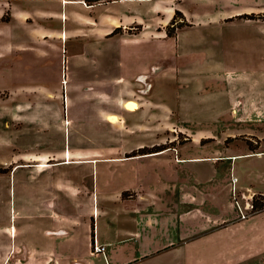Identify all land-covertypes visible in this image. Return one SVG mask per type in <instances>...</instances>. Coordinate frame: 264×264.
Returning <instances> with one entry per match:
<instances>
[{
    "label": "rangeland",
    "instance_id": "obj_1",
    "mask_svg": "<svg viewBox=\"0 0 264 264\" xmlns=\"http://www.w3.org/2000/svg\"><path fill=\"white\" fill-rule=\"evenodd\" d=\"M63 1L14 0L12 5L13 9L29 11L32 21L15 18L6 25L17 36L11 37L15 47L11 52L5 53L2 37L0 40V168L64 160L67 144L72 154L99 160L94 167L58 165L41 173L39 180L49 174L52 187L49 183L47 193H54L57 210L63 212L64 205L78 206V198L54 183L81 176L91 193L84 194L86 203L92 202L93 191L96 207L102 211L96 226L114 230L116 239L121 233L134 231L139 216L148 215L150 225L141 228L144 239L133 237L131 232L129 240H118L105 248L117 260L132 261L135 254L146 252L145 248L165 247L166 240L184 241L192 236L189 242L203 240L200 252H209L210 261L213 255L210 264H264V209L254 210L252 202L253 197L264 196V42L260 43L261 66L259 57L257 69L253 61L238 60L235 66L245 73H237L238 80L228 85V90L218 88L211 69L229 61L189 50L196 46V37L209 35L195 24L208 3L231 6L238 12L264 5V0H108L91 5L73 1L61 6ZM171 7L174 11L184 9L194 25L182 29L174 26L173 36L177 34L178 40H172L169 49L170 40L157 37H166L167 26L181 20L178 16L176 22L171 21ZM46 8L64 12L63 19L44 20L41 13ZM253 14L263 26L264 10ZM10 18L8 8L1 20ZM112 19L121 23L110 25ZM251 25L255 23L250 24L252 31ZM43 27L61 30V39L44 41L46 34H38ZM116 27L122 29L113 33ZM237 34L245 36L240 29ZM251 54L253 58L254 52ZM201 70L204 73L200 74ZM196 75L205 76V80L200 84L184 81L186 76ZM67 79L70 85L79 82L90 86L73 91L66 113L62 104L52 105L58 102L54 99L45 107L44 121L39 119L36 88L51 86L53 91L44 90V95L57 98L61 87L64 94L62 82ZM127 96L136 108L123 106L121 98ZM182 102L187 105L181 106ZM246 141L256 146L251 148ZM157 145L166 152L137 161L129 156L141 147ZM84 147L90 151L83 153ZM178 157L184 160L178 161ZM137 162L141 164L137 170L152 190L147 194L136 185L133 165ZM21 173H16L11 198L8 187L5 189L3 214L10 199L13 212L22 206L18 185ZM141 194L150 196V202L144 198L142 203L150 206L131 213L128 210L132 208L125 206H134L136 202L130 200ZM23 221L17 217L15 223L20 226ZM191 231L199 233L190 235ZM205 243H209L208 249H203ZM139 246L142 249L138 250ZM190 248L182 249L184 258L188 251L195 253V247ZM174 251L171 248L130 264H152L149 259H154V264H178ZM82 264L89 262L84 259Z\"/></svg>",
    "mask_w": 264,
    "mask_h": 264
},
{
    "label": "crops",
    "instance_id": "obj_2",
    "mask_svg": "<svg viewBox=\"0 0 264 264\" xmlns=\"http://www.w3.org/2000/svg\"><path fill=\"white\" fill-rule=\"evenodd\" d=\"M73 1L83 2V0H67V1L64 0L61 3V6H66L68 4L70 5L72 4ZM13 3L14 0H0V23H5L2 24L4 25V32H3V36L0 35V40L2 37L5 53L7 51L11 52L15 48L14 42L12 41L11 37H17L13 35L10 31H8L6 25L9 24L10 21H14L15 18L19 19L22 22L32 21L31 13L29 11L13 9L12 8ZM216 3L217 2H210L208 3L209 5L206 8L202 7L201 17L197 19V22L195 24L197 26L201 25L204 30L209 32V35L204 37H196L194 39V41L196 42V46L194 48H190L189 50L192 51L193 49L194 52H196L198 55L201 56H207L209 54L212 57L224 58L226 59L225 62L229 61L227 64L221 67L215 66L214 68L211 69V74L214 77V81L218 83L217 85L218 88H225L226 90H228L229 89L227 88L228 85L238 80L236 79L239 77L237 73H243V72L245 73V70L239 71L238 70L239 68H237L234 63H238V60L240 59L249 61L250 63L251 61H253L256 67L255 69H257L258 66L257 57H259V65L261 66L262 64V60H261L262 53H261L260 43L264 42V25L263 26L261 25L263 21L260 19L237 18L236 16L243 13H255V14L261 13L264 10V5H260L257 7L250 6L248 8H244L243 10L237 12L236 10H231L230 9L231 6H224L221 8V6H219ZM8 8L10 10L11 18L9 21H3L1 20V17L5 12V10ZM181 10L185 16L186 21L189 24L184 25L180 28L182 29L184 27L193 26L194 23L192 22L191 19H189L186 11L184 9ZM173 11L174 9L171 7L168 13L171 15ZM41 14L43 15L42 18L44 20L52 21L55 17L58 18L59 16L61 19H63L62 14L64 15V12H54L53 9L46 8V10H43ZM110 22H111L110 25L112 24L119 25L121 23L120 20H116V19H112ZM114 22H118V23H114ZM49 23L50 26L54 27L53 22H49ZM251 23H255L254 26L251 25L254 28L252 31L249 30ZM231 29H234V31L231 32ZM239 29L243 32V35L245 36H241L237 34V31ZM162 33L163 31H161L160 34ZM38 34L41 35L46 34V36L42 37V39L49 43L50 41H47L46 39L48 38L61 39L60 37H62L61 30H58L56 28L43 27L42 30L38 31ZM174 35L175 36L167 35L166 37H157V38L165 39V40L169 39L170 43L167 44V46H169V49H171L172 40L175 41L178 40L177 34ZM188 39H190V37H188ZM190 41H193V39H190ZM153 42L156 43V40H153ZM258 49L260 56L258 55ZM251 51L254 52L253 58H251L252 57ZM169 52L170 50L167 51V53L170 55ZM235 57H239V59H236ZM170 63H172V60H170ZM240 64H244V62L241 61ZM250 70H251V66L248 72ZM199 73L200 74L204 73V70H201ZM234 74H237V76H234ZM204 77L205 76H199V75L190 76V77L186 76L184 81L186 83L195 81L197 84H200V82L202 83L205 80ZM62 83L64 84V94H63V87H61L62 90L60 92V97L57 98H55L54 96H51V98L47 96L45 97L44 90L48 92H52L53 88L51 86L41 85L39 86L38 89L36 88V90H38L39 93V97L37 100L38 102L36 104L40 107V111H41V115L39 119L41 118V120L44 121L45 119L44 117L46 113L43 112L46 110L45 107L49 104H52L54 99H57L58 102L57 104H52V105L57 106L59 104H62L65 108V113H66V107L68 109V106L73 102L72 99L73 97L71 96L73 91H77L85 85H87V87L90 86V84L89 85L81 84L79 82H74L75 84L73 83V85H70L69 79H67L66 82H62ZM260 94L262 96V91ZM221 95L222 94L214 96V98L220 97ZM129 97L130 96L122 97L121 99L123 100V103L126 100L132 101V99H130L131 97L130 98ZM189 104L191 105V102H189ZM180 105L184 106L187 105V103L182 102ZM126 112L127 111H125V113ZM112 115L113 114L108 115L107 118L108 119L112 118L111 117ZM66 120L69 119L67 118ZM64 142H66L65 138H64ZM67 145L68 146L66 150L65 149L63 150L64 153L63 158L66 152L68 153L70 160H68L67 157L66 160L64 158V160L58 162L41 161V162L26 163L21 165L18 164V165H14L8 171L0 172V264H69L70 262H73L75 264H82L84 259H87L89 264H130V262H136L139 259L145 260L150 256L157 255L163 251H168V249L171 248L175 249L173 256L176 259H179L178 264H210L211 261H213V255L211 261L210 259H208V257L210 256L209 252L206 251V253L203 254L200 252V246L202 245V243H204L202 239H196L194 241L189 242L192 236L191 237L188 236L187 239L184 241H180L179 238L177 241L174 242L172 240H166V242L163 243V246L167 245L165 247L155 246L153 248H145L146 252L142 254H140L139 252L138 255L135 254L131 259L132 261H130V258L117 260L114 256H112V254L110 255V253L105 252V248L110 246V244L114 245L118 240L120 241L129 240L131 237H128V235L131 232H133L132 235L133 237L139 238L142 236L144 239V233L141 231V228L145 227L146 225H150L149 224L150 221H148L149 218L146 219L148 215L141 217L139 216L136 221L137 222L136 229L131 232L128 231L126 232V234L121 233V235H118L116 239V235H114V233L116 232L114 230L99 228V224L98 226H96L97 224L96 220L100 216L102 211H100V209L96 207L95 194L93 191H92V202H90L89 200L86 203L84 194L85 193L91 194V193L88 192V189L85 187L84 180H81L82 179L81 176L77 178L68 176L66 177L69 180L68 182L65 183L61 181L58 182L56 181L54 183V185L58 189L66 191L73 198H78V204H79L78 206H74V204L70 206L69 203L63 206V212L57 210L58 207L56 205V198L53 197L54 193L52 194H50V192L47 193L49 189V183L50 186L52 187L50 178L48 180L49 174H47L46 177L43 178L42 180H39L40 174L43 172H47L53 167H56L58 165H74L80 167H85L86 165H89L91 167H94L95 165L98 164V163L96 164V162L99 161L97 159H93V160L84 159L83 158L84 156L81 155L76 156L72 154L69 148V144ZM110 149L112 148L106 149V152L109 153ZM88 151H90V148L84 147V150L82 152L85 153ZM165 152L166 149H161L157 152L136 154L129 156H132L131 160L137 161L142 158L149 159L147 157H151V155H160ZM178 159H179L178 161L184 160L181 157H178ZM205 159L212 160V158H201V160H205ZM92 162H95V164H92ZM6 165L8 164H3V166ZM116 165L123 166V164L121 163L118 164L116 163ZM140 166L141 164H139L138 162L137 164L133 165L136 185L143 187L147 194V191H152V190L150 186H146L148 181L146 180V178L141 176L142 174L137 170ZM18 171H22L20 176V182L18 184L20 186V200L22 206L19 210H15L13 212L11 208L12 199H10L8 204L9 209L8 211L6 210L5 214H3L1 208L2 205L3 204L6 205L7 202V199L3 198L5 189L7 190L8 187L9 198H11L12 185L15 186L16 184L15 176ZM80 187L82 189H80ZM122 193H121L122 196L121 198L124 199ZM83 198H84L83 201L84 203L82 205L81 199ZM144 198H146L147 202H150V196H145V194H141V196H139L137 199L130 200L136 202L134 206L127 205L125 207L126 208L131 207L132 209L128 210L131 213H140L141 211L145 210L147 207L150 206V205L142 204L146 202ZM69 200L70 199H68L67 201ZM17 217L24 219L23 224L20 226H17L15 223ZM92 224L94 225V235H92ZM206 228H203L201 230L205 231ZM197 233H199V231L198 232L191 231L189 234L197 235ZM122 234L125 235V237H123ZM137 244H140L138 240H137ZM208 244L209 243H205L203 249H208ZM93 245L95 246L103 245L104 251L99 253L93 252L92 251ZM190 245L195 247L192 249L195 250V253L188 251L186 253V257L184 258L182 254V249L184 247L190 248ZM142 247L143 246H139L138 250L142 249ZM211 248H214V245H212ZM189 250H191V248ZM90 258H95V259L91 260ZM149 260H153L152 264L156 263L154 259H149Z\"/></svg>",
    "mask_w": 264,
    "mask_h": 264
},
{
    "label": "trees",
    "instance_id": "obj_3",
    "mask_svg": "<svg viewBox=\"0 0 264 264\" xmlns=\"http://www.w3.org/2000/svg\"><path fill=\"white\" fill-rule=\"evenodd\" d=\"M85 3L87 4H93V3H96V2H102V1H108V0H83ZM180 17L181 20L180 21H177L176 18L177 17ZM254 14L253 13H243V14H240V15H237L236 17L237 18H245V19H254ZM4 21V20H3ZM171 21L176 22V24H171L169 26H167L166 28V33L169 35V36H172L173 35V32H174V26L175 28H180L184 25H188L189 23L186 21L185 19V16L184 14L182 13L181 10L179 9H175L174 11V14H173V17L171 19ZM122 27H116L112 32L115 33L116 31H119L121 30ZM172 29V30H171ZM234 139H240L239 137H232V140ZM246 144H250L251 145V148L255 147L256 145L252 146V141H246ZM161 145H157V146H153V147H141L139 149L136 150V152H132L131 155H136V154H146V153H152V152H157L161 149H163L162 147H159ZM9 168L5 167V168H0V172H5V171H8ZM124 194V192L122 193V195ZM253 209L254 210H257V209H264V196L262 194H259L255 197H253ZM92 235H94V225L92 224Z\"/></svg>",
    "mask_w": 264,
    "mask_h": 264
},
{
    "label": "bare ground",
    "instance_id": "obj_4",
    "mask_svg": "<svg viewBox=\"0 0 264 264\" xmlns=\"http://www.w3.org/2000/svg\"><path fill=\"white\" fill-rule=\"evenodd\" d=\"M123 105H124V107H126L127 109H134V108H135V104H134V102L131 101V100H126V101L123 103ZM67 157H68V160H70V159H69V155H68V153L65 152V156H64L65 160H66ZM68 160H67V161H68Z\"/></svg>",
    "mask_w": 264,
    "mask_h": 264
},
{
    "label": "built area",
    "instance_id": "obj_5",
    "mask_svg": "<svg viewBox=\"0 0 264 264\" xmlns=\"http://www.w3.org/2000/svg\"><path fill=\"white\" fill-rule=\"evenodd\" d=\"M95 252H103L104 251V246L103 245H96L94 247Z\"/></svg>",
    "mask_w": 264,
    "mask_h": 264
}]
</instances>
